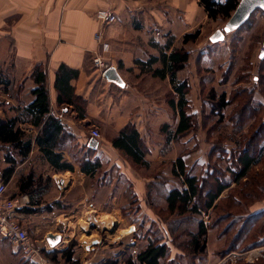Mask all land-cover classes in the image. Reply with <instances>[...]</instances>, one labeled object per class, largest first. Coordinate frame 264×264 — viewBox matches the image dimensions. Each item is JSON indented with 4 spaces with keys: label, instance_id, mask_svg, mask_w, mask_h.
I'll list each match as a JSON object with an SVG mask.
<instances>
[{
    "label": "rangeland",
    "instance_id": "obj_1",
    "mask_svg": "<svg viewBox=\"0 0 264 264\" xmlns=\"http://www.w3.org/2000/svg\"><path fill=\"white\" fill-rule=\"evenodd\" d=\"M226 23V20L205 21L202 19L200 36L195 42L184 46L190 58L186 68L181 71L182 75L179 79L187 80L189 83L188 112L195 113V125L192 131L179 140L167 144L166 135L160 131L161 127L151 126L142 130L140 135L143 142L146 146L149 142L155 157L154 159L151 157L154 160L151 166L141 167L131 164L120 152L113 149L110 141L116 132L109 130V127L97 126L102 147L99 156L103 159V164L93 178H76L68 197L63 202L67 203V206L61 205L70 213L73 207L70 201H79L86 194L90 202L98 206L95 210L91 206L73 210L68 214V220L63 217L59 219L63 225H58L55 221L59 214L58 210L45 213L40 209L32 214L25 224L37 248H43L46 235L52 232L64 236L69 235L68 239H64L66 243L58 245L57 249L61 250L73 245V259L77 261V264H81L82 261L84 264H98L107 259L122 260L125 253L134 257L137 251L145 246L144 236L145 238L150 236L147 231L155 233L158 231L160 237H163L164 234L167 236L165 229H168L172 231L170 238L174 239L173 244L170 239L167 241L171 249L170 258L174 259L176 264H190L194 260L188 250L178 248V246L183 247L187 244L189 237L186 233L196 232L195 224L185 219V222L180 223V227L177 228L174 225V231L172 224L181 218L169 215L165 210L164 198L167 190L181 186L180 179L171 174L172 164L176 157L182 156L187 169L200 177L207 169V164L211 166L217 164L219 168L224 167L228 154L224 155L225 159L222 162L219 155L221 148H226L228 152H231L233 158L236 142L241 139V135L248 132L250 125L257 123V119L251 115L253 105L264 100L260 92L261 85L255 84L258 76L264 85V61L260 59V53L264 50V14L258 11L253 12L246 24L239 30L226 35L223 42L210 43V36L216 30H221ZM143 85L147 89L158 91L154 96L157 105L163 104L162 102L166 104L169 98L173 97L171 88L169 90L168 85L163 82L147 80ZM211 90L218 96L226 93L229 99L241 90L246 93L243 94L244 96L237 97V103L231 104L226 109L225 120L218 123L220 120L210 116L211 105L207 101V95ZM251 95L252 104L249 105L247 101ZM240 105L246 112L243 116H238L236 120H230V114ZM168 114L170 118V125H168L172 130L175 123L171 120L173 121L175 116L171 110ZM235 122L243 124V127L234 129ZM78 126L82 128L85 136L92 127L90 125L88 127ZM215 144L217 147L213 149ZM74 154H76V160H79L83 151L75 148ZM89 157L91 159L92 154ZM115 163L119 167L114 165ZM35 168L36 171H46L42 165ZM47 178L49 176L42 179ZM140 184L144 186L143 189L138 187ZM252 189L253 191L248 193ZM244 193L252 195L250 198L245 197L240 203L241 195ZM50 197L52 193H49L48 199ZM234 199L239 201L236 207L232 203ZM263 199L264 158L252 169L247 179L241 182V186L232 185L226 193L220 196L219 200L222 204L219 209L208 212L210 218L205 215L202 219L205 224L215 222V219L228 209L230 210L226 212L231 211L229 216L247 215L254 212L253 210L260 205L259 203L264 201ZM251 207L253 209H250ZM113 214H116L115 219L110 217ZM231 220L229 217L217 221L210 228L208 226L206 251L201 257V261L204 260V262L198 264H264V244L245 248L252 242V239L249 238L247 242L241 244L235 240V238L241 239L243 232H240L239 237H235L239 234L241 222L236 221L230 224ZM263 224L264 222L260 223L261 226ZM261 234L262 232L258 233V237ZM231 240L234 243L229 246ZM9 248L12 250L11 247ZM230 249L231 251H228ZM13 251L19 254L20 259L10 258L9 264H24L25 258L22 250L14 248ZM179 256H181L180 259ZM45 261L50 264L47 259ZM58 264L66 263L59 260Z\"/></svg>",
    "mask_w": 264,
    "mask_h": 264
},
{
    "label": "crops",
    "instance_id": "obj_2",
    "mask_svg": "<svg viewBox=\"0 0 264 264\" xmlns=\"http://www.w3.org/2000/svg\"><path fill=\"white\" fill-rule=\"evenodd\" d=\"M99 10L113 13L117 22L103 27L95 18V13ZM202 19L212 21L207 18L198 0H0V68L10 79L14 90L12 97H9L0 87V103L6 105L5 108H0V123L15 114L8 110L9 106L18 108L19 102L27 105L32 101L33 97L29 92L34 83L30 74L34 67L42 65L47 71L50 111L76 135V140L65 142V149L60 151L63 161L73 166V172H54L38 148L34 147L29 159L15 167L10 181L6 183L7 197L26 196L19 193L17 181L21 175L32 171L36 177L49 176L52 180L49 192L43 197V205L59 201L67 206L63 202L75 179L88 177L81 172L72 156L75 148L86 150L85 147L81 149L83 132L78 125L109 127V130L116 133L127 124H133L139 133L151 126L155 128L168 125L170 107L164 102V105H157L154 96L158 91L147 89L143 84L147 80L159 81L172 90L168 77H159L154 71L162 68L163 54L168 55L174 47H179L183 35L196 30L202 31ZM95 54L102 55L116 69L124 83L123 87L101 80L92 65ZM153 58L156 61L150 64ZM62 64L78 71V77L70 85L74 89V95L86 102L83 120L76 117L72 107H60L56 104L57 94L53 85L55 72ZM181 75L182 72L177 73V78ZM18 86L21 91L16 95ZM171 113L173 114L172 110ZM173 121L171 120L175 126L172 130L178 125V117ZM20 128L32 136L37 131L30 125H21ZM87 137L89 141V133ZM173 142L175 141L170 140L167 144ZM148 145L149 142L146 160L151 166L152 161L154 162L151 157L154 159L155 153ZM86 146L89 148L88 142ZM101 149V141H98L96 150L99 155ZM0 154L1 172L9 164L5 162L2 151ZM38 165H42L46 171H36L35 167ZM138 187L144 188L141 184ZM228 190L229 188L224 192ZM49 193H52V197L48 199ZM70 203L73 205L71 212L88 206L95 210L98 206L91 203L86 194L79 201L71 200ZM259 204L252 213L264 211V201ZM58 213L55 221L58 225H63L59 219L63 217L68 220L70 213L65 209ZM32 214L18 211L17 217L26 227V220ZM115 215L110 217L115 219ZM60 235L61 244H65L64 239L70 236ZM14 248L0 238V264H9L10 258L20 259L19 254L13 251ZM52 250L58 249L49 251ZM81 264H84L83 261Z\"/></svg>",
    "mask_w": 264,
    "mask_h": 264
},
{
    "label": "trees",
    "instance_id": "obj_3",
    "mask_svg": "<svg viewBox=\"0 0 264 264\" xmlns=\"http://www.w3.org/2000/svg\"><path fill=\"white\" fill-rule=\"evenodd\" d=\"M198 1L207 18L212 21H217L219 19L228 21L240 2V0ZM257 11L261 12L260 10H256V12ZM245 24L246 22L243 25ZM242 26L234 31L239 30ZM199 36V30L183 35L180 41L181 46L174 47L168 55L163 54L161 59L162 68L154 71V74L159 77H168L172 87L173 97L169 98L167 104L173 111L175 118L178 117L179 119L178 125L174 130H170V126L167 124L161 126L160 131L166 135L167 142L170 140L177 141L186 136L192 131L195 125V113L188 112L189 102L187 94L189 92V83L187 80L178 79L177 73L184 70L189 62L190 54L185 50L184 46L190 42H195ZM155 61L156 58H153L149 63L151 64ZM261 61H264V56ZM77 77V70L70 69L62 64L55 72L53 87L57 94L56 104L60 107H72L77 114L76 117L79 120H83L85 118L86 102L82 98L74 95V89L70 85V82ZM30 79L34 83V87L29 92L33 97L32 101L27 105H23L19 102L18 108L9 106L8 110L13 111L15 114L7 117L5 121L0 123V151L3 153L5 162L9 164L7 168L0 172V180L4 184L10 181L15 167L24 164L29 159L30 153L34 147L38 148V151L50 164L54 172H73L74 170L71 164L63 161V156L60 151L65 149V142L75 141L76 135L72 130L56 119L50 111L46 69L42 65H37L31 72ZM255 84L261 85L260 92L264 99V85H262L260 77H256ZM0 87L3 88V93L6 96L12 97V92H14L13 85L8 76L1 71V68ZM20 91L21 87L18 86L16 95H18ZM245 93L246 92L241 90L236 92L232 99H229L226 93H221L218 96L211 90L210 94L207 95V101L211 105L210 116L220 120L218 123L223 122L226 118V109L231 104L237 103V97ZM251 97L252 95L247 101L249 105L252 104ZM5 106L3 102L0 103V108H5ZM242 107L241 105L236 107V110L234 112L232 111L230 114L229 119L236 120L238 116H243L246 111H244ZM253 107L251 115H254L257 119V123L256 125H250L248 132L241 135V139L236 142L233 158L231 157V152H228L226 148H221L220 150L221 152L219 155L221 156L222 162L225 159L224 155L228 154L226 161H224V167L219 168L217 164L213 166L207 164V169L203 173V176L200 177L192 174L191 171L187 169L182 156L178 157L172 164L171 174L180 179L181 186L167 190L164 198L165 210L169 215H175L181 218V220H177L172 224V230L174 231V225L177 226V228L180 227V223L185 222V219L195 224L196 232L186 233L189 237V240L186 242L187 244L183 245V247L178 246V248L188 250L192 254L194 260L190 262V264L204 262V260L201 261V257H203L206 251V233L208 226L210 228L217 221H222V219H227L229 217L232 219L230 224H234L236 221L241 222V224H239V234L235 237H239L240 232H243V238H235V240H238L241 244L242 242H247L249 238L252 239V242L245 248L248 249L264 244V224L263 226L260 225L261 222H264V211L233 217L229 216L231 215V211L226 212L230 210L228 209L223 212L222 215H219L215 219V222L213 221L205 224L202 219V216L205 215L210 218L208 212L211 213L219 209L222 204L221 200H219L221 194L226 189L230 188L232 184L241 186V182L247 179L252 169L259 165L264 158V114L261 116V114L264 113V100L263 102L253 105ZM21 125H30L36 128L37 131L35 136L28 135L26 131L20 128ZM242 127L243 124L235 122L234 129H241ZM81 138L83 140L81 149L83 150L85 147L86 150L83 151V155L79 157V160H76V154L72 156H74V159L78 163L81 172L93 178L101 168L103 159L100 158L96 149L87 148V136L83 135ZM110 143L113 149L120 152L131 164L149 167V163L146 160L149 149L133 124L124 126L115 134ZM213 147V149H215V147H217L216 144ZM90 154H92L91 159L89 157ZM114 165L117 166L118 164L115 163ZM17 185L19 193L26 195L29 199L28 207H23L20 211L26 214H32L37 213L40 209L45 212H53L54 210L61 211L65 209L59 201H54L50 205H43L45 204L43 197L49 192L52 185L50 177L43 180L41 176L36 177V175L30 171L19 177ZM250 191H253V189L249 190L248 193ZM250 195L252 194L250 193ZM250 195L247 193L242 194L240 203L245 197L250 198ZM238 202L239 201L235 199L232 201L235 207L238 206ZM167 230L165 229L167 236L164 234L163 237H160L158 231L156 233L147 231L150 236H147V238L144 236L146 244L137 251L134 257L131 254L125 253L122 260L119 258L107 259L98 264H176L177 262H174V259L170 258L171 249L169 243H167L168 239H170V242L173 244L174 239L172 240L170 238V233H172V231ZM256 231L258 233L262 232V234L258 237ZM232 243L234 242L231 240L229 246ZM72 246L73 245H70L65 249L52 250L49 252L41 251V254L45 259L50 261V264H58L59 260H63L66 264H77V261L73 259L74 252ZM228 251H231V249ZM180 257L181 256L178 258L180 259ZM24 264L37 263L25 259Z\"/></svg>",
    "mask_w": 264,
    "mask_h": 264
},
{
    "label": "built area",
    "instance_id": "obj_4",
    "mask_svg": "<svg viewBox=\"0 0 264 264\" xmlns=\"http://www.w3.org/2000/svg\"><path fill=\"white\" fill-rule=\"evenodd\" d=\"M95 18L103 27L117 22L116 16L106 10L97 11ZM96 37L98 38V35ZM92 65L98 71L101 80H106L105 71L111 67L108 60L102 55L95 54L92 57ZM88 133L90 139L101 141L98 129L92 127ZM6 194V184L0 180V238L6 240L13 247L21 249L26 260L37 264H47L41 251H49L51 248H49L47 243H45L43 248H37L35 242L31 240L26 227L17 217L18 211L28 204L27 197H7Z\"/></svg>",
    "mask_w": 264,
    "mask_h": 264
},
{
    "label": "water",
    "instance_id": "obj_5",
    "mask_svg": "<svg viewBox=\"0 0 264 264\" xmlns=\"http://www.w3.org/2000/svg\"><path fill=\"white\" fill-rule=\"evenodd\" d=\"M260 10L264 14V0H240L236 10L231 15L226 25L221 30H216L209 38V41L214 43H221L225 40V36L230 32L242 26L251 16L253 12ZM264 49V43H263ZM264 56V50L260 53V59ZM105 78L108 82L114 83L117 86L123 87L124 83L117 71L113 67H109L105 71ZM98 146V141L89 139L88 147L95 150ZM62 236L60 234H48L45 241L49 248L55 249L61 244Z\"/></svg>",
    "mask_w": 264,
    "mask_h": 264
}]
</instances>
